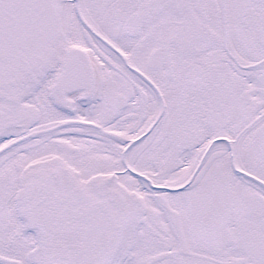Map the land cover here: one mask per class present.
Returning <instances> with one entry per match:
<instances>
[{"label": "snow or ice", "instance_id": "obj_1", "mask_svg": "<svg viewBox=\"0 0 264 264\" xmlns=\"http://www.w3.org/2000/svg\"><path fill=\"white\" fill-rule=\"evenodd\" d=\"M0 264H264V0H0Z\"/></svg>", "mask_w": 264, "mask_h": 264}]
</instances>
